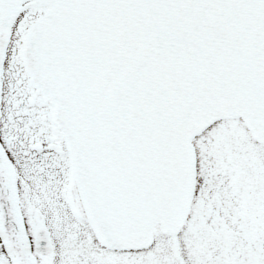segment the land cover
<instances>
[{
	"label": "snow or ice",
	"instance_id": "snow-or-ice-1",
	"mask_svg": "<svg viewBox=\"0 0 264 264\" xmlns=\"http://www.w3.org/2000/svg\"><path fill=\"white\" fill-rule=\"evenodd\" d=\"M0 264H264V0H0Z\"/></svg>",
	"mask_w": 264,
	"mask_h": 264
}]
</instances>
